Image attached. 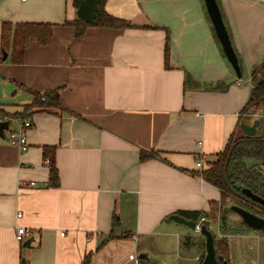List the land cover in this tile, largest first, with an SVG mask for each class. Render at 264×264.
Instances as JSON below:
<instances>
[{
	"label": "crops",
	"instance_id": "crops-1",
	"mask_svg": "<svg viewBox=\"0 0 264 264\" xmlns=\"http://www.w3.org/2000/svg\"><path fill=\"white\" fill-rule=\"evenodd\" d=\"M217 2L242 78L204 0H107L105 10L134 27L91 26L79 40L65 24L78 18L74 0H0V121L36 94L59 92L57 105L31 111L28 150L10 144L9 130L0 137V264H138L158 254L187 264L194 244L192 262L203 263L205 238L169 218L201 212L219 231L221 192L198 173L258 120L243 109L264 58V0ZM4 23L50 24L51 44L31 41L22 64L8 53L3 61ZM187 77L201 88L187 89ZM46 146L55 148L58 187L49 184ZM244 228L217 233L228 237L229 264H264V233Z\"/></svg>",
	"mask_w": 264,
	"mask_h": 264
},
{
	"label": "trees",
	"instance_id": "trees-1",
	"mask_svg": "<svg viewBox=\"0 0 264 264\" xmlns=\"http://www.w3.org/2000/svg\"><path fill=\"white\" fill-rule=\"evenodd\" d=\"M107 0H102L99 4L98 19L94 24H88L80 19L67 21L65 24L75 28V38L81 39L86 30L91 26L107 27V28H133L134 26L121 18L110 15L105 10ZM79 7L78 3H75ZM222 12V11H221ZM147 28V27H144ZM53 26L50 24L25 23L12 26L9 23H4L2 28V49L4 52L11 55L13 63L22 64L24 62L25 49L29 42L36 41L42 45H50L53 36ZM166 51L168 52V46ZM166 63H168V54L166 53ZM264 80V58L262 62L256 65L251 74L252 90L247 104L243 109L244 114H255L258 110H262L258 120L260 122L255 136L242 135L237 137L233 135L229 140L226 149L220 153L217 159L210 164V167L198 175L207 183L217 187L222 195L221 210L219 207L214 208V217L220 212V222L225 220L224 211L227 207L224 205L226 201L236 200L237 205L241 206L252 213L264 218V207L250 198H248L242 190L237 188L241 185L244 189L251 190L255 195L264 199V85H260L259 81ZM187 89H200L201 84L195 82L191 77H187L185 82ZM214 89H222L219 84L214 86ZM59 102L58 90L47 92L45 94H36L32 104L25 106L24 111L20 114L12 116L7 115V121L12 124V121L28 120L31 111L35 108L46 109L57 105ZM156 154L154 152L142 153L141 161H146ZM55 148L44 147V160L50 169L49 184L51 187L60 185L59 171L56 166ZM231 210V208H229ZM180 214L187 220L195 221L196 223L202 218L201 212L182 211ZM116 221V220H115ZM116 222L114 226L116 227ZM208 226V224L205 223ZM225 225V224H224ZM223 225V226H224ZM215 236V235H214ZM115 237L111 234V238ZM216 239V236H215ZM222 247V249H221ZM216 256L221 264L224 260H229L230 250L229 241L225 238L215 240ZM221 249V250H220ZM90 256L87 257V260ZM138 264H158L148 256L139 258Z\"/></svg>",
	"mask_w": 264,
	"mask_h": 264
},
{
	"label": "water",
	"instance_id": "water-1",
	"mask_svg": "<svg viewBox=\"0 0 264 264\" xmlns=\"http://www.w3.org/2000/svg\"><path fill=\"white\" fill-rule=\"evenodd\" d=\"M76 3L79 4V8L77 10V17L78 19L88 23L94 24V22L98 19V11H99V4L102 0H74ZM206 10L214 27L217 39L219 40L223 52L233 67L234 71L236 72L238 78H242V70L239 63L238 56L236 51L233 47L231 38L229 36L227 27L225 25L223 15L221 12V8L217 2V0H204ZM8 54L6 52L3 53V61H6ZM260 85H264V80L261 79L259 81ZM260 122L256 120L253 126H248L242 124L241 129L244 135L247 136H255L257 133V128L259 127ZM10 129V123L8 121H0V137H4V132ZM263 165H264V151H263ZM239 190H242L243 193L253 200L254 202L262 205L264 207V199L258 195H255L251 190L244 189L241 185H237ZM231 211L236 213L244 223L249 228L263 232L264 233V218L252 213L251 211L238 206L233 205L230 207ZM175 222L180 224H184L189 227L192 231L196 232V222L192 220H187L186 218L179 216V215H172L169 218ZM206 240V257L202 264H218L217 256H216V248H215V236L214 233L206 226L202 225L201 233H200ZM29 246V244H26ZM144 255H141L143 257ZM223 264H229L227 260H224Z\"/></svg>",
	"mask_w": 264,
	"mask_h": 264
},
{
	"label": "rangeland",
	"instance_id": "rangeland-1",
	"mask_svg": "<svg viewBox=\"0 0 264 264\" xmlns=\"http://www.w3.org/2000/svg\"><path fill=\"white\" fill-rule=\"evenodd\" d=\"M262 112V110H258L257 112H255V114H251V115H254L257 119H258V117H259V114ZM252 119H250V121H251ZM252 122V121H251ZM237 137H240V136H238V135H236V138ZM237 202L238 201H236V200H231V201H226L225 202V206L227 207V209L224 211V216H226V218H225V220H223L222 222V224H221V226L219 227L220 229H219V231H221L222 232V234L223 235H227V234H237V233H240V232H243L244 230H245V228L244 227H247L244 223H242V220H241V218L236 214V213H234L233 211H231L229 208L231 207V206H233V205H237ZM225 224V225H224ZM224 225V226H223ZM244 226V227H243ZM251 229V228H250ZM210 230L214 233V235L216 236V239L215 240H218V239H227L228 240V237H224V236H222V237H219L218 236V234L217 233H219V231L217 230V229H215L213 226H211L210 227ZM193 233H194V235L195 236H197L199 239L201 238V237H199V236H201V234L200 233H197V232H195V231H192ZM263 233V232H262ZM235 234V235H236ZM263 236H264V234H263ZM196 238V237H195ZM191 240H193L194 242H196L195 241V239H191ZM236 240H238V239H236V238H234V239H232L231 241H233L232 243H233V246H235V242H236ZM173 241H174V243H175V245H176V243H177V239H173ZM229 241V240H228ZM263 247H264V245H263ZM175 249V251H176V249L178 250H183V252H184V245H177L176 246V248H174ZM221 249H222V247H221ZM220 249V250H221ZM196 251H197V246L194 244V245H191V247L190 248H188V250L186 251V256L185 257H187L186 259H187V264H193V262H192V259L195 257V253H196ZM234 252H235V254L237 253V249H234ZM253 254V252H251V254H250V256ZM263 257H264V254H263ZM155 258L156 259H154V261L155 262H157L158 264H164L165 263V261H168L169 259L168 258H166L164 255H157V256H155ZM219 264H221V262H219Z\"/></svg>",
	"mask_w": 264,
	"mask_h": 264
},
{
	"label": "built area",
	"instance_id": "built-area-1",
	"mask_svg": "<svg viewBox=\"0 0 264 264\" xmlns=\"http://www.w3.org/2000/svg\"><path fill=\"white\" fill-rule=\"evenodd\" d=\"M25 1V0H23ZM251 81V80H250ZM241 80L237 81V84L240 85ZM32 127V123L29 120H25L20 123L17 127L9 129V142L12 146L19 148L21 151H26L29 148L27 131ZM197 167L202 168V160L197 163ZM31 186H35V183L32 182ZM22 217V214H18V218ZM208 221L206 217H202L198 223H196V232L201 233L202 225ZM28 235V231L25 227H19L17 229V239L23 241L24 236ZM138 263V261H137Z\"/></svg>",
	"mask_w": 264,
	"mask_h": 264
}]
</instances>
